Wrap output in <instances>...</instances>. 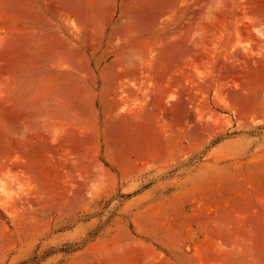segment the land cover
Instances as JSON below:
<instances>
[{"label":"rangeland","instance_id":"1","mask_svg":"<svg viewBox=\"0 0 264 264\" xmlns=\"http://www.w3.org/2000/svg\"><path fill=\"white\" fill-rule=\"evenodd\" d=\"M0 264H264V0H0Z\"/></svg>","mask_w":264,"mask_h":264}]
</instances>
